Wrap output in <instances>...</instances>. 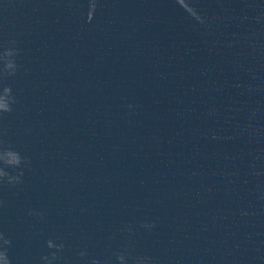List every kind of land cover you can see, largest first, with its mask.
I'll use <instances>...</instances> for the list:
<instances>
[{
    "label": "water",
    "instance_id": "95a60500",
    "mask_svg": "<svg viewBox=\"0 0 264 264\" xmlns=\"http://www.w3.org/2000/svg\"><path fill=\"white\" fill-rule=\"evenodd\" d=\"M0 172L11 264H264V0H0Z\"/></svg>",
    "mask_w": 264,
    "mask_h": 264
},
{
    "label": "clouds",
    "instance_id": "9594fccd",
    "mask_svg": "<svg viewBox=\"0 0 264 264\" xmlns=\"http://www.w3.org/2000/svg\"><path fill=\"white\" fill-rule=\"evenodd\" d=\"M9 90H11L9 87H5V91H9ZM11 110H12L11 107H8V108L4 109V112H10ZM9 154L12 155V160L9 161L8 163L18 165L19 161H20L19 154L15 151H11V150H9ZM0 175H4V173L0 172ZM7 176H8V174H7ZM18 180H19V176H8V182L9 183H14V182H17ZM0 238H2V237H0ZM4 243L6 245H9L11 242L9 240L5 239ZM48 247L49 248H58V247H62V246L56 245L50 240V241H48ZM0 257L3 258L4 264H11L10 258L7 254V251H0ZM53 257L55 258V253H53ZM44 259L47 260L48 257H44ZM49 264H50V262H49Z\"/></svg>",
    "mask_w": 264,
    "mask_h": 264
}]
</instances>
